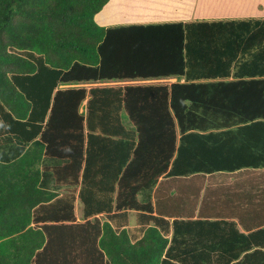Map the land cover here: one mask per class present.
I'll use <instances>...</instances> for the list:
<instances>
[{
  "label": "trees",
  "instance_id": "trees-1",
  "mask_svg": "<svg viewBox=\"0 0 264 264\" xmlns=\"http://www.w3.org/2000/svg\"><path fill=\"white\" fill-rule=\"evenodd\" d=\"M106 1L0 0V264H264V186L194 219L155 190L264 172V18L100 26Z\"/></svg>",
  "mask_w": 264,
  "mask_h": 264
},
{
  "label": "crops",
  "instance_id": "crops-1",
  "mask_svg": "<svg viewBox=\"0 0 264 264\" xmlns=\"http://www.w3.org/2000/svg\"><path fill=\"white\" fill-rule=\"evenodd\" d=\"M239 17L264 18V0H107L101 9L94 14L93 19L100 26H113L121 23L145 24L149 22ZM167 81H174V78H169ZM240 171L243 170H238L237 172ZM237 172L221 173L225 175L226 181L223 184L219 183L220 186L230 187L235 181V178H231V176L237 174ZM234 177L236 176L234 175ZM162 180V177L158 179L155 190ZM235 183L244 184L243 180ZM213 185H218V183ZM226 195L231 194L225 193L224 196ZM77 205L75 206V215L78 219L80 217V208ZM198 216L200 215L189 214L183 217L194 219ZM209 216H212V214H206L203 217ZM215 216L235 221L238 231L246 232L240 228L236 221V219L243 216L239 212L218 211Z\"/></svg>",
  "mask_w": 264,
  "mask_h": 264
},
{
  "label": "rangeland",
  "instance_id": "rangeland-1",
  "mask_svg": "<svg viewBox=\"0 0 264 264\" xmlns=\"http://www.w3.org/2000/svg\"><path fill=\"white\" fill-rule=\"evenodd\" d=\"M149 81H152V80H141V81H131V82L132 83H146ZM106 84L114 85V84H117V82L88 83L85 85L91 86V85H106ZM253 170H257V171H253ZM258 170L260 169H251V170L244 169L243 171H240V172L235 171V173L237 172V174H234L236 177H234V175L231 176V178H235V181L233 182V184H231L230 187H219L218 191L220 193L218 195H215V197H208L210 193V191L208 190V188H210L209 185L216 184V183L218 184L225 183L226 181L225 175L217 176L215 175L216 173H213L210 175L197 174V175H192L190 177H169L166 179L167 181H165L164 183L161 182V185L159 184L156 190L158 193L162 191L165 192L161 194V196H163V198L166 197V200L168 202L170 201L172 202L171 199L172 198L174 199V195L175 196L180 195L181 200L178 201V203H176L175 205L181 206V210L184 211L185 216L189 214L197 215L199 211L205 213L209 210H214L215 208L221 209V207L224 205L222 201L219 202L223 198L222 192L231 193L233 191L236 193L238 191H242L241 188L243 184L235 183V182H239V180H243L244 182L247 181L249 185L254 183L255 185L259 184L260 187H263L264 186V172H259ZM248 183H244L246 184L245 188L247 190L249 189ZM204 187H206V189L202 195V190ZM212 187L215 188L217 186L212 185ZM230 197H232V195ZM235 204L237 207H242L241 204L238 202H236Z\"/></svg>",
  "mask_w": 264,
  "mask_h": 264
}]
</instances>
